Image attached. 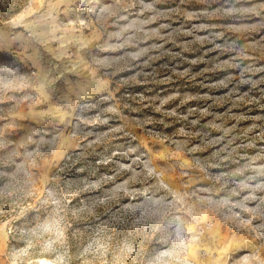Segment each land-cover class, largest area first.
I'll list each match as a JSON object with an SVG mask.
<instances>
[{
  "label": "rangeland",
  "instance_id": "374dc122",
  "mask_svg": "<svg viewBox=\"0 0 264 264\" xmlns=\"http://www.w3.org/2000/svg\"><path fill=\"white\" fill-rule=\"evenodd\" d=\"M0 4V264H264V0Z\"/></svg>",
  "mask_w": 264,
  "mask_h": 264
},
{
  "label": "trees",
  "instance_id": "16d2710c",
  "mask_svg": "<svg viewBox=\"0 0 264 264\" xmlns=\"http://www.w3.org/2000/svg\"><path fill=\"white\" fill-rule=\"evenodd\" d=\"M20 10V6L13 9L10 6L4 7L3 4H0V23L8 20L13 14L19 12Z\"/></svg>",
  "mask_w": 264,
  "mask_h": 264
},
{
  "label": "bare ground",
  "instance_id": "6f19581e",
  "mask_svg": "<svg viewBox=\"0 0 264 264\" xmlns=\"http://www.w3.org/2000/svg\"><path fill=\"white\" fill-rule=\"evenodd\" d=\"M43 264H51V262L47 259H42Z\"/></svg>",
  "mask_w": 264,
  "mask_h": 264
}]
</instances>
